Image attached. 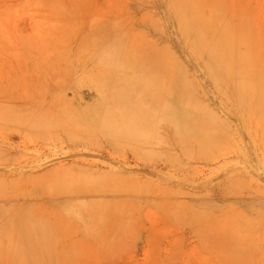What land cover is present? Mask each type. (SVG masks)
<instances>
[{
  "label": "rangeland",
  "instance_id": "1",
  "mask_svg": "<svg viewBox=\"0 0 264 264\" xmlns=\"http://www.w3.org/2000/svg\"><path fill=\"white\" fill-rule=\"evenodd\" d=\"M0 264H264V0H0Z\"/></svg>",
  "mask_w": 264,
  "mask_h": 264
}]
</instances>
